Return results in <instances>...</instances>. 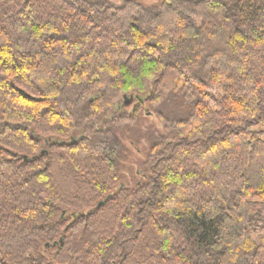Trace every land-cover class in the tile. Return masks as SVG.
Segmentation results:
<instances>
[{"label": "trees", "instance_id": "16d2710c", "mask_svg": "<svg viewBox=\"0 0 264 264\" xmlns=\"http://www.w3.org/2000/svg\"><path fill=\"white\" fill-rule=\"evenodd\" d=\"M0 264H264V0H0Z\"/></svg>", "mask_w": 264, "mask_h": 264}, {"label": "rangeland", "instance_id": "374dc122", "mask_svg": "<svg viewBox=\"0 0 264 264\" xmlns=\"http://www.w3.org/2000/svg\"><path fill=\"white\" fill-rule=\"evenodd\" d=\"M108 3L114 5H122L126 0H104ZM137 3L141 4L146 8L151 7H160L162 6L166 0H133ZM142 129H146L147 126L152 124L157 125L158 122L154 118L146 119L142 122ZM125 145L128 146V156L125 159V169H124V180L127 185H134L137 181L140 180V176L136 175L140 169L139 165L144 161V156L139 153V148L132 146L131 142L128 139L124 140ZM141 148V147H140Z\"/></svg>", "mask_w": 264, "mask_h": 264}, {"label": "water", "instance_id": "95a60500", "mask_svg": "<svg viewBox=\"0 0 264 264\" xmlns=\"http://www.w3.org/2000/svg\"><path fill=\"white\" fill-rule=\"evenodd\" d=\"M148 115H150V114H148ZM100 206H102V203L99 204V207H100ZM64 216H65V213L62 215V218H64Z\"/></svg>", "mask_w": 264, "mask_h": 264}, {"label": "bare ground", "instance_id": "6f19581e", "mask_svg": "<svg viewBox=\"0 0 264 264\" xmlns=\"http://www.w3.org/2000/svg\"><path fill=\"white\" fill-rule=\"evenodd\" d=\"M153 116V115H152ZM56 245V244H55Z\"/></svg>", "mask_w": 264, "mask_h": 264}]
</instances>
